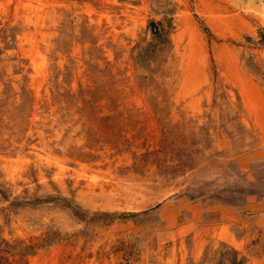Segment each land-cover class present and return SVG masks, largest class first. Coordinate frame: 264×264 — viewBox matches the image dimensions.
I'll use <instances>...</instances> for the list:
<instances>
[{
    "label": "rangeland",
    "instance_id": "374dc122",
    "mask_svg": "<svg viewBox=\"0 0 264 264\" xmlns=\"http://www.w3.org/2000/svg\"><path fill=\"white\" fill-rule=\"evenodd\" d=\"M0 264H264V0H0Z\"/></svg>",
    "mask_w": 264,
    "mask_h": 264
},
{
    "label": "bare ground",
    "instance_id": "6f19581e",
    "mask_svg": "<svg viewBox=\"0 0 264 264\" xmlns=\"http://www.w3.org/2000/svg\"><path fill=\"white\" fill-rule=\"evenodd\" d=\"M146 201V200H145ZM136 203V202H135ZM143 208H145V205H144V201L142 202H137L133 207H132V209H134V210H141V209H143ZM131 209V208H130Z\"/></svg>",
    "mask_w": 264,
    "mask_h": 264
}]
</instances>
